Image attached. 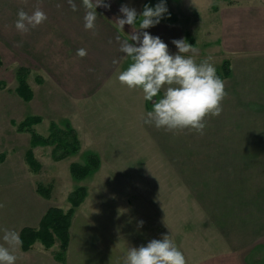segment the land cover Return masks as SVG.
I'll return each instance as SVG.
<instances>
[{
  "label": "crops",
  "instance_id": "1",
  "mask_svg": "<svg viewBox=\"0 0 264 264\" xmlns=\"http://www.w3.org/2000/svg\"><path fill=\"white\" fill-rule=\"evenodd\" d=\"M75 3L78 11L73 12L67 0H42L39 6L47 14V21L28 33L21 34L14 26L18 10L23 8L31 14L37 6V0H28L27 4L21 0H0V22H5L1 27L5 28L6 32L2 36L0 34V45L5 47L8 59L15 63L20 57L21 66L35 70L41 80L37 96L34 91L33 99L26 103H36L38 111L35 112L42 118L41 124L47 123V129L54 122L61 128L77 132L81 149L76 154L85 147V139L90 148L101 146L97 153L93 151V154L99 155L102 160L96 173L107 177L106 180L96 182L100 185L98 190L101 194L97 197L101 200L97 197V200H89L92 192L90 190L89 193L88 190L89 195L75 210L64 262L56 258L59 251L58 242L55 243L58 250L54 251L52 247L45 248L41 242L44 248H36L39 243L37 241L29 250H23L21 245L16 249V264H105L106 260L95 263L89 259L86 252L74 250L72 234L77 222L81 225L86 223L87 226L98 217L96 225L100 226L101 221L98 220L99 217L103 220L102 213L94 211L98 208L104 209L109 203L104 200L105 189L101 185L109 180L108 172L104 170L107 168L119 177L149 176L150 172L142 167L144 164H139L145 155L143 150H146L147 146L157 144L169 145L171 137L179 132L187 134L180 139L182 142L186 139L185 143L188 145L199 143L204 148L211 145L226 146L227 149L223 152H228L234 157L229 155L227 160L215 158L217 160L214 161L220 168L224 167L222 170L231 172L220 175H240L237 171H243L242 167L248 166L245 162L249 161V230L242 226L239 231L247 232L248 240L244 244L228 242L229 249H225L221 254H216L217 251L207 252L205 247H199L198 251L191 255L196 257L193 259L196 260L194 264H264V1L236 0L233 4L221 6L213 28L214 38L205 43L206 52L200 51L198 55L192 52L184 54L191 56L197 63L211 57L210 62L220 73L223 72L225 62H228L230 67V75L223 79L228 93L222 102L223 111L218 117L206 118L204 134L196 135L197 140L187 129L169 132L143 123V117L151 109L142 90H130L117 79L119 73L129 66L130 61L119 51L120 44L116 37L119 35L121 40L128 39L133 32L132 26H124L123 31L120 30L115 19L121 15L112 14L101 7L96 9L97 31L93 35L91 31L84 29L85 9L81 0H75ZM135 27L138 28L139 25L136 24ZM143 31L159 36L168 45L171 54L178 53L172 41L183 38L180 37L176 22L161 19L158 25ZM186 42L189 43L187 38ZM192 47H198L196 40ZM80 48L87 49L88 54L84 58L76 55L77 49ZM113 60L118 63L113 64ZM162 95L163 92L154 99L162 98ZM48 133L47 130L46 135ZM245 147L249 149L247 158L241 159L244 164H237L236 157L246 153ZM66 159L55 161V164ZM187 165H190L189 162ZM185 173H188V170ZM182 175L184 176V173ZM139 183L141 184V181ZM35 184L37 188V183ZM139 185L138 187L142 184ZM43 198L48 205L42 202L32 213L30 205L25 207L24 202L11 203V210L0 218L1 225L5 224L2 220H7L13 225V216H16L14 206L17 207L21 211L19 215L24 216L22 222L26 223H17L11 230L17 231L20 236L23 228L38 227L50 207L56 206L64 211L71 207L68 204L64 208L61 203L54 202L52 196L49 199ZM115 203L130 211L168 207V204L156 201H136L132 205L125 201ZM149 215L151 221L157 225L155 239L171 235L174 240L173 223L168 222L169 225L167 224L164 232H161L158 226L161 225V229L164 227L167 223L165 217L161 213L159 216L158 212ZM141 221L146 220L141 218ZM126 253V250H112L108 256L120 257L116 264H123Z\"/></svg>",
  "mask_w": 264,
  "mask_h": 264
},
{
  "label": "rangeland",
  "instance_id": "2",
  "mask_svg": "<svg viewBox=\"0 0 264 264\" xmlns=\"http://www.w3.org/2000/svg\"><path fill=\"white\" fill-rule=\"evenodd\" d=\"M105 2L110 3L111 7L110 9L103 7V9L111 11L112 14L121 15L119 12L121 5L127 4L129 7H134L139 15L146 4L154 7L160 0H105ZM165 2L168 13L163 19L176 22L180 37L185 41L186 33H190L194 37L198 47L193 54L198 55L200 51L206 52V42L212 41L214 38L213 28L217 22V13L220 7L233 4L236 0H165ZM2 25H5L4 21L0 22L1 36L6 34ZM125 26L128 27V25ZM211 51L213 52V50ZM6 55V49L1 44L0 83L3 86L0 87V152H5L7 158L0 164V204L4 205L0 208V218L3 216L2 214H7L11 210L9 206L13 202H24L25 207L30 205L31 213L42 202L47 206L46 199L36 192L35 183L39 182L44 185H52L53 201L61 203L64 208L68 204L70 205L68 202L70 192L84 183L87 195L90 190L92 192L89 195V200H97V196L101 192L98 190L100 185L96 182L106 180L107 177H102L100 173L97 174L98 169L86 177L85 181L77 180L71 175L70 164H85L87 155L93 154V151H99L101 146L95 145L90 148L89 142L85 139V147L79 154H74L58 164H55L52 158V146L32 147L31 134L17 131V127L14 125L15 123L19 124L28 116H38L35 112L38 111L36 103H26L28 101L23 100L16 92L18 87L17 71L21 67H27L21 66L20 57L18 62L13 63ZM27 69V82L33 94L35 91L37 96L38 84H41L40 77L35 70ZM41 123L42 121L36 124L34 129L39 134L48 136L50 127L47 129V123ZM47 130L49 133L46 135ZM191 133L197 140L196 135L198 134L194 131ZM186 135L179 132L171 137L169 145L157 144L147 146L146 150H143L145 155L140 159L139 164H144L142 167L150 172L149 176L119 177L105 167L104 171L108 172L109 180L101 185L105 189L104 200L110 204H106L104 209L98 208L94 211L102 213L103 220L102 217H99L98 220V222L101 221L100 226L96 225L97 216V219L90 221L87 226L86 223L85 225L78 222L77 225L75 224L76 227L72 233L74 250L86 252L89 259L95 263L106 260L105 264H116L120 257H109L110 251H128L131 247L146 246L149 241L155 239L157 225L151 221V215H149L153 212H158L159 216L161 213L166 219L167 223L162 229L161 225L158 226L161 232H164V229L169 225L168 222L173 223L174 241L189 264L196 262V260L193 261L196 257H191V255L195 254L199 247L200 249L205 247L207 252L217 251L216 254H221L225 252V249H229L228 242L234 244L235 241L236 244H244L248 240L247 232L239 233V231L242 226L249 230V219H247V217L249 218V170H247L249 161L245 162L248 166L242 167L243 171H237L240 175H220L231 171L222 170L224 167L220 168L214 159L227 160L234 155L223 152L224 149H227L226 146L211 145L204 148L199 143L188 145L185 143L186 139L184 142L180 139ZM164 137L167 136L164 135ZM245 148L246 153L236 157L237 164L244 161L241 160L242 158H247L249 149ZM29 149L35 151L34 154L43 166L39 173L32 172L26 163L25 154ZM97 156L101 167L102 160L99 155ZM187 162H189V166ZM187 170L188 173H185ZM140 181L142 185L139 183ZM117 201H125L131 205L136 201H156L166 203L168 207L130 211L116 205ZM14 208L16 216H13V225H10L7 220H2L4 225L0 223V244L4 243L2 237L5 229L11 230L17 223H26L22 222L24 216L19 215L21 211L15 206ZM141 218L146 220L143 221L142 226L139 223ZM40 247L44 248L39 242L36 248ZM52 250H58V245H54Z\"/></svg>",
  "mask_w": 264,
  "mask_h": 264
},
{
  "label": "clouds",
  "instance_id": "3",
  "mask_svg": "<svg viewBox=\"0 0 264 264\" xmlns=\"http://www.w3.org/2000/svg\"><path fill=\"white\" fill-rule=\"evenodd\" d=\"M27 4L28 0H21ZM85 9L84 29L93 35L97 31V7L109 8L105 0H81ZM29 14L23 8L18 10L15 29L26 34L48 19L39 6ZM73 12L78 11L75 0H67ZM115 22L123 31L125 25L132 26L133 32L128 39L121 40L119 51L124 53L130 63L126 70L119 73L117 79L121 85L130 90L140 89L144 99L151 101V110L143 117V123L154 125L166 131L187 129L203 135L207 117H218L223 111L222 102L228 95L225 82L217 75L211 63V57L197 63L191 56L184 54L196 49L183 39H174L172 43L178 49L177 54L169 52L168 45L159 36L143 31L158 25L168 13L165 0H160L154 7L144 6L142 13L137 14L134 7L122 4ZM139 18V27H135ZM131 41V42H130ZM87 49H77L80 58L87 56ZM113 64L118 61L113 60ZM163 92L162 98H157ZM4 205L0 204V208ZM142 226L143 221L139 222ZM4 243L0 244V264H16V249L22 244L19 233L15 230H4ZM124 264H186V258L177 247L171 235L162 239H152L147 245L131 247L124 258Z\"/></svg>",
  "mask_w": 264,
  "mask_h": 264
},
{
  "label": "trees",
  "instance_id": "4",
  "mask_svg": "<svg viewBox=\"0 0 264 264\" xmlns=\"http://www.w3.org/2000/svg\"><path fill=\"white\" fill-rule=\"evenodd\" d=\"M139 17V15H138ZM137 24L139 25V18ZM186 38L191 45H195V39L190 33H186ZM2 61L0 58V65ZM27 68H19L17 71L18 87L17 94L25 101H31L33 98V91L27 82ZM217 75L223 80L230 75V67L228 62L223 65V72H217ZM3 84L0 83V87ZM152 102L148 101V107L151 109ZM42 121L40 116H28L19 124L15 123L17 131L29 132L31 134V146H52V158L54 161H61L72 154H76L81 149V142L78 134L73 129H64L52 122L50 125V133L48 136L39 134L34 126ZM7 154L0 152V164L5 161ZM25 160L29 168L34 173H39L42 169L41 162L36 158L32 149L27 150ZM100 167V161L97 155L88 154L85 164L72 163L70 165L71 175L77 180H84L86 177L96 172ZM37 193L49 199L51 198L53 187L52 185H44L37 183ZM87 196V190L84 186L78 187L72 191L68 197L71 207L64 211L63 209L53 206L50 207L43 216L38 227H25L21 230L20 238L22 240L21 248L29 250L33 245L39 241L41 244L49 249L59 243V251L56 258L64 262L66 251L70 242V227L75 210L84 202Z\"/></svg>",
  "mask_w": 264,
  "mask_h": 264
}]
</instances>
